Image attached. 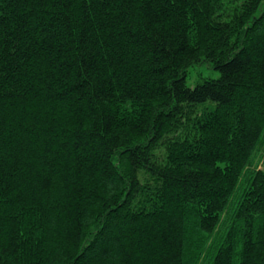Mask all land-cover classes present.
<instances>
[{
  "label": "trees",
  "instance_id": "1",
  "mask_svg": "<svg viewBox=\"0 0 264 264\" xmlns=\"http://www.w3.org/2000/svg\"><path fill=\"white\" fill-rule=\"evenodd\" d=\"M0 264H264V0H0Z\"/></svg>",
  "mask_w": 264,
  "mask_h": 264
},
{
  "label": "rangeland",
  "instance_id": "2",
  "mask_svg": "<svg viewBox=\"0 0 264 264\" xmlns=\"http://www.w3.org/2000/svg\"><path fill=\"white\" fill-rule=\"evenodd\" d=\"M201 73L203 76L206 77H213L217 78L218 77V72L211 70L207 64L200 65L197 68H193L189 71L188 77H187V84L188 86H194L196 83L197 79V74Z\"/></svg>",
  "mask_w": 264,
  "mask_h": 264
}]
</instances>
